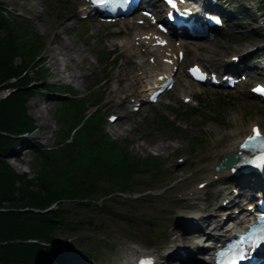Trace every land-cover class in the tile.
<instances>
[{
    "label": "rangeland",
    "instance_id": "obj_1",
    "mask_svg": "<svg viewBox=\"0 0 264 264\" xmlns=\"http://www.w3.org/2000/svg\"><path fill=\"white\" fill-rule=\"evenodd\" d=\"M231 1L232 7L238 8L237 17L232 23L235 25L234 29L220 31L211 34L210 38L200 40V49L193 53L186 47L188 52L185 64L199 61L209 67L219 68L217 65L222 63L223 59H228L229 55L251 51L264 41V35L258 32V29L250 30L252 26H257L258 22L251 21L250 12L249 15L244 13L241 6L245 1L252 3V0ZM256 4L260 6L261 11L258 13L264 19L262 1L256 0ZM0 5V14L17 24L14 26L16 30L30 27L41 40L37 62L33 61L34 66L28 73L31 76L39 73L38 76L43 77L41 81L35 79L29 85L33 92L27 100L29 114L39 119L37 129L31 132L32 142L45 143L41 145L47 150L60 147L58 129L61 104L57 95L63 94L68 100L82 99L87 101L88 105L102 99L100 107L101 112L105 114L104 129L112 140L122 144L131 161L132 156L138 160L145 159L141 157L145 155L156 157L154 167H142L129 174L132 189L130 191L119 193L118 188H115L113 194L88 204L64 200L62 206L67 212L64 214V223H58L52 233L53 242L58 244L57 246H63V252L73 250L78 253V258L92 264L121 263L117 259L124 257V250L129 247L154 252L162 260L164 249L171 245L169 238L174 240V236L178 234V230L173 229L178 210L171 215L166 208L173 209L175 205L182 207L175 196L169 201L167 198L180 189H175L177 186L182 184V189L187 193L192 187L196 188L198 182H203L210 176L208 162L222 155L221 150L237 135L233 132L237 127L241 129L240 134L246 133L245 128L252 122H257L264 129V105L248 97V86L240 87L244 94L234 90L201 87L190 82L180 70L174 90L160 103L147 106L138 114H133L130 112L129 97L119 104V97L124 99L125 94L111 93L113 88L109 93L106 88V84L110 87L117 86L114 78L118 74L117 67L123 60L121 57L119 61L117 58L116 62L112 61L121 50L118 48L114 54L109 53L116 48V45L111 43L118 41L110 37L111 32L120 29L124 37L128 25L123 23L111 27L99 24L95 19L80 20L83 7L79 6L77 0H68L66 3L62 0H0ZM138 27L140 26H135L134 30ZM2 31L0 29V35ZM28 37L31 38L30 35ZM36 37L33 41L39 44ZM67 43L70 47H64ZM80 47L83 51L80 67L73 65L66 68L69 62L64 61L60 65L59 73L49 68L51 49H55L54 53L59 57L57 53H73L74 49ZM193 54H196L195 58ZM144 57L147 58L148 55ZM207 57L209 60H205ZM89 61L94 64L93 68H89ZM15 63L19 64L20 60L16 59ZM72 73H79L81 76L77 81H72L69 78ZM15 80L16 78H13L10 81ZM94 85L92 89L91 86ZM11 91L12 89H1L0 97H6ZM182 91L192 92L198 101L193 116L184 115V110L193 108V101L189 104L183 103L179 96ZM198 91H201V94ZM218 100H221L220 104ZM167 103L169 106H166ZM122 107L126 109L124 119L109 124L107 115L120 116L123 113ZM38 115L44 117L43 125L40 124ZM127 126L130 128L121 129ZM114 129L118 132H114ZM160 143L170 148L157 149L156 146ZM25 148L27 147L18 150L17 153L21 154L19 158L12 155L6 160L17 172H26L29 178H32L35 174L32 168L33 156L31 151ZM179 157L185 161L178 163ZM18 159L22 161L19 162ZM100 185H108L106 177L101 178ZM174 186L176 187L173 188ZM211 190L214 188L205 187L202 191ZM216 190L217 188L215 193ZM196 195L203 197L202 192ZM219 201L220 198L214 200V205L217 206ZM181 245L189 248L190 255L197 254L194 249L195 239L184 240ZM195 257L197 261L185 264L206 263L202 256L197 254ZM52 261L53 258L51 263Z\"/></svg>",
    "mask_w": 264,
    "mask_h": 264
},
{
    "label": "trees",
    "instance_id": "obj_2",
    "mask_svg": "<svg viewBox=\"0 0 264 264\" xmlns=\"http://www.w3.org/2000/svg\"><path fill=\"white\" fill-rule=\"evenodd\" d=\"M15 25L0 14V91L12 89L0 98V264H49L54 256H72L62 254L63 247L56 248L53 242L52 233L58 223H64L67 212L62 202L88 204L115 188L129 191V174L154 167L155 157L132 156L131 161L122 144L105 132L101 112L88 116L84 100L63 98L59 100L60 147L47 150L38 142L29 147L32 178L13 169L6 158L23 141L22 133L36 128L27 114V100L33 95L28 87L43 79L39 73L28 74L39 55L40 38L30 27L19 31ZM105 177L108 185L101 186Z\"/></svg>",
    "mask_w": 264,
    "mask_h": 264
},
{
    "label": "bare ground",
    "instance_id": "obj_3",
    "mask_svg": "<svg viewBox=\"0 0 264 264\" xmlns=\"http://www.w3.org/2000/svg\"><path fill=\"white\" fill-rule=\"evenodd\" d=\"M256 0H252V3L255 2ZM252 3H250V6L252 5ZM85 11H82V13H84ZM35 22V21H34ZM64 29L66 28L64 25L62 26ZM60 28V27H59ZM66 34V33H65ZM136 36H140L139 33H134L132 36H128L124 39H121L120 42L117 43V45H119L121 51L126 55L124 60L122 61L121 65H118V74L115 76V80L118 83V85L116 87H114L111 90V93H118V92H124V90H128V93L134 97V98H142L144 96L143 91H144V82L146 80H150L153 75H154V69L159 65V63L157 62L158 60L161 59V57L158 55V48L157 50H153V48L150 51H153L156 53V58H155V62L154 63H150L148 60L144 59L143 57L139 56L137 59H132L131 56H135L138 54L139 49L141 47H144V45L142 46H136L135 43L137 41V39H135ZM209 38V37H206ZM140 43H142L143 41L140 40ZM63 44V43H62ZM116 44L115 42H112L111 45ZM199 44V41H195V45L192 46L190 48V50H199V48L201 47ZM171 46V45H170ZM64 47H70L68 45V43L64 46ZM146 47V46H145ZM147 49H149L148 47H146ZM55 49H51L50 50V54H51V60L49 62V68H51L52 70H54L55 73H59L60 70V65L63 64L64 61L69 62L67 64L66 68H70L73 67V65H76L77 67H80V60H81V55L83 54L82 48H77L74 49L73 53L67 51V52H63V53H57V55L62 56V58L56 57V54L54 53ZM64 51H66V49H64ZM59 52V51H58ZM198 56V55H197ZM195 58V57H194ZM211 58V57H210ZM76 60V61H75ZM205 60H209V57L205 58ZM86 61V60H85ZM230 60H223L221 65L224 67H227L229 64ZM82 66V65H81ZM86 66V65H85ZM94 64L92 62L89 61V68H93ZM85 70V69H84ZM77 71V70H76ZM84 74V73H83ZM81 76V74H77V73H72V75L69 77L71 78L72 81H77L78 78ZM106 88L108 89V84H106ZM180 95L184 98L187 96H190V93H184L181 92ZM43 97V96H42ZM45 97V96H44ZM45 110V109H44ZM28 116L34 121V124L36 126L35 130L38 127V122L39 119L38 118H34L29 114V110L27 111ZM37 117L40 118L41 121V125H43V119L44 117H42V115H38ZM121 119H124L123 117L121 118V116H119L115 121H119ZM253 124H256L255 122L250 123V125L245 128L247 130V132L243 135H241L239 132V130H241L240 128H236L235 130H233L234 133H236L237 135L234 137V139L232 140V142L226 146L225 149L221 150L222 154H225L226 152L231 151H237V144L239 142L240 139H242V137L244 135H246L250 129L251 126ZM40 126V125H39ZM129 129L130 127H123L121 128L122 130H126ZM263 130V128H262ZM114 132H118V130L114 129ZM36 134V132H35ZM25 135H29V138L33 139L32 137V133L31 132H27L25 133ZM36 137L37 134H36ZM35 143V142H34ZM226 145V144H225ZM31 145H28V143H24L23 141L21 142V144L15 149V151L13 152L12 155H14V158H19L21 156V154L19 155L17 152L18 150L21 151V147H30ZM224 147V146H223ZM157 149H169V146H166L163 143H160L156 146ZM23 152V151H22ZM10 155V157L12 156ZM221 156V154H220ZM13 158V157H12ZM220 158V157H219ZM219 158H216L215 160H211L208 162V164L210 165V169H212V167L214 166V164L217 162V160H219ZM19 162H21L22 160H19ZM214 175H218L220 178L222 177H229V168L222 170V171H217V172H213ZM207 180H211L210 178H208ZM226 190V188H225ZM198 192L197 189H195L193 191V193L190 196V199ZM226 191H223V193ZM230 196V192L226 193V195H224L222 197V200L225 199L226 197ZM193 199V198H192ZM177 201L179 202V204L182 207H186L188 206V203L186 201L185 197H179L177 198ZM209 214L207 215H203V217H201L200 219L205 222V223H213V222H218V220L216 221L217 216L219 215L220 212H222V205L220 202V205L216 208H213L211 205H208L205 208ZM214 211V213L212 212ZM214 233H225L226 231H228L229 229H226L224 231L219 230V229H215L213 228ZM219 232H216L218 231ZM203 235V233H202ZM176 236V237H175ZM174 236V240L173 238H169L170 242H171V246L168 247V249L165 250V252L167 253V256H172L177 248H180L182 241L184 240H188L189 238V234H183V233H178ZM184 245V244H183ZM203 246L202 242H196V244L194 245V249ZM138 249L134 248V247H129L128 249H125V257L122 259V264H127L128 261L130 260V258L132 257V254L134 251H136ZM54 260L58 262V260L54 257ZM207 262L206 264H211V262L205 261ZM78 264H89L87 260H79L77 261ZM76 262L74 264H77ZM159 264H161V262H159Z\"/></svg>",
    "mask_w": 264,
    "mask_h": 264
},
{
    "label": "snow or ice",
    "instance_id": "obj_4",
    "mask_svg": "<svg viewBox=\"0 0 264 264\" xmlns=\"http://www.w3.org/2000/svg\"><path fill=\"white\" fill-rule=\"evenodd\" d=\"M254 132H255L257 137H260L259 129H254ZM262 160H264V157H262ZM261 231H264V229H262ZM261 239L264 240V237H261ZM245 258H246L245 255L241 254L238 258H234L231 261V264H240V261H243Z\"/></svg>",
    "mask_w": 264,
    "mask_h": 264
},
{
    "label": "water",
    "instance_id": "obj_5",
    "mask_svg": "<svg viewBox=\"0 0 264 264\" xmlns=\"http://www.w3.org/2000/svg\"><path fill=\"white\" fill-rule=\"evenodd\" d=\"M29 88V87H28ZM225 159H229V162L226 164V166L230 165L234 160H235V157H230L229 154L225 155L224 156ZM48 211V210H45V212Z\"/></svg>",
    "mask_w": 264,
    "mask_h": 264
}]
</instances>
